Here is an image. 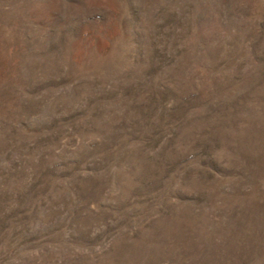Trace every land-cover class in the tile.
Wrapping results in <instances>:
<instances>
[{
	"label": "rangeland",
	"instance_id": "374dc122",
	"mask_svg": "<svg viewBox=\"0 0 264 264\" xmlns=\"http://www.w3.org/2000/svg\"><path fill=\"white\" fill-rule=\"evenodd\" d=\"M0 264H264V0H0Z\"/></svg>",
	"mask_w": 264,
	"mask_h": 264
}]
</instances>
